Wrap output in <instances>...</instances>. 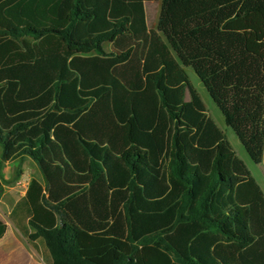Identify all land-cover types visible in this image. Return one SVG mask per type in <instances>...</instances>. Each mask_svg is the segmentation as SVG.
<instances>
[{
    "label": "trees",
    "instance_id": "trees-1",
    "mask_svg": "<svg viewBox=\"0 0 264 264\" xmlns=\"http://www.w3.org/2000/svg\"><path fill=\"white\" fill-rule=\"evenodd\" d=\"M187 68L262 164L264 0H0V173L39 167L11 218L47 264H264V191Z\"/></svg>",
    "mask_w": 264,
    "mask_h": 264
},
{
    "label": "crops",
    "instance_id": "crops-1",
    "mask_svg": "<svg viewBox=\"0 0 264 264\" xmlns=\"http://www.w3.org/2000/svg\"><path fill=\"white\" fill-rule=\"evenodd\" d=\"M23 160L24 169L22 177L15 184H3L4 189L0 197V219L7 225L6 232L0 239V264H47L46 250L41 241H35L38 248L34 247L21 229V227L25 230L29 229L31 233L29 219H25L21 215H17L15 221L11 218L12 212L18 202L26 195L31 180L37 179L42 184H45L39 167L28 157L4 163L3 174L5 177L7 178V174L10 173L17 162ZM32 165L38 171V174L36 173L35 176L30 173ZM262 189L264 191V185H262Z\"/></svg>",
    "mask_w": 264,
    "mask_h": 264
},
{
    "label": "rangeland",
    "instance_id": "rangeland-1",
    "mask_svg": "<svg viewBox=\"0 0 264 264\" xmlns=\"http://www.w3.org/2000/svg\"><path fill=\"white\" fill-rule=\"evenodd\" d=\"M160 5H161L160 1L150 2L146 4L148 24L151 29L157 28ZM187 71H188L191 83L198 91L199 95L201 96L207 108L208 115L215 121V123L219 126V128L226 135L227 140L233 147L237 156L241 160L244 161V163L247 165L248 169L251 171L254 178L257 180V182L262 187V185H264V162L262 164L256 165L251 161V159L247 155L245 149L243 148L235 132L232 130L231 127L226 125L222 112L211 99L209 93L207 92L205 86L203 85V83L201 82V80L199 79L195 71L192 68H187ZM1 152H2V149L0 146V156H1ZM23 164H24V160L21 162H17L16 165L13 166V168L11 169L10 173L7 174V178L3 174V170L1 171L0 176L5 185L15 184L16 181H18L22 177L23 169H24ZM30 169H32L30 170V173L33 176H35L36 173L38 174L36 167L33 166Z\"/></svg>",
    "mask_w": 264,
    "mask_h": 264
},
{
    "label": "water",
    "instance_id": "water-1",
    "mask_svg": "<svg viewBox=\"0 0 264 264\" xmlns=\"http://www.w3.org/2000/svg\"><path fill=\"white\" fill-rule=\"evenodd\" d=\"M207 90V89H206ZM208 92V91H207ZM212 99V98H211ZM213 100V99H212ZM214 102V101H213Z\"/></svg>",
    "mask_w": 264,
    "mask_h": 264
}]
</instances>
